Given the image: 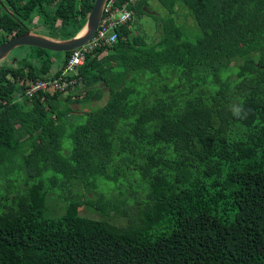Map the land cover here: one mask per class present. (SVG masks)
<instances>
[{"label":"trees","instance_id":"16d2710c","mask_svg":"<svg viewBox=\"0 0 264 264\" xmlns=\"http://www.w3.org/2000/svg\"><path fill=\"white\" fill-rule=\"evenodd\" d=\"M93 1L0 0V43L35 17L71 38ZM158 2V40L132 19L148 0L128 4L63 97L24 90L70 51L56 68L33 46L0 63V264H264V0ZM101 86L103 103L72 107Z\"/></svg>","mask_w":264,"mask_h":264},{"label":"built area","instance_id":"2783aa9c","mask_svg":"<svg viewBox=\"0 0 264 264\" xmlns=\"http://www.w3.org/2000/svg\"><path fill=\"white\" fill-rule=\"evenodd\" d=\"M134 1L124 0L119 6L116 4L117 0H106L96 31L85 44L70 51L62 73L56 77L37 78L31 81L24 90L25 97L31 98L40 91L66 92L68 86L75 81L74 78L67 79L66 76L77 72L88 52L100 46L112 45L116 41L117 28L132 18L133 11L128 9L127 5Z\"/></svg>","mask_w":264,"mask_h":264},{"label":"rangeland","instance_id":"374dc122","mask_svg":"<svg viewBox=\"0 0 264 264\" xmlns=\"http://www.w3.org/2000/svg\"><path fill=\"white\" fill-rule=\"evenodd\" d=\"M148 7H149V9H148L149 10V14L144 13L142 15L135 16L132 19H133L134 23H137V24L141 25V27H142V29L144 31L143 32V36L147 37V41L149 43H152V42H156L158 40V38H159V29H158V24H157L158 21H155L154 17H152L151 15L152 14H157L159 16L160 14H163L165 10H164L163 6L158 2V0H148ZM188 21L191 22L192 18H189ZM37 22H38V18L35 17L34 20H33L34 24L32 26L30 25L31 26V30H33V32H36V33L46 34V31L43 30L41 24L39 22L38 23ZM134 23H133V25H134ZM136 32L137 31L135 30L133 32V34H135ZM21 47L22 46L13 49L11 51V53L5 59H3L1 61V64L5 63L7 61L10 62V63L14 62L15 58L14 57L11 58L10 56H13L15 54H19L22 51ZM50 53H51V58L53 59V66L52 67L56 68L58 65L61 64V62H62V60L64 58V53L63 52H50ZM101 88L103 90L101 98L97 99L95 97L96 91L93 90L92 95L90 96L92 103H90V102H80L79 106H80L81 110L78 108V105H76V104H72V107L75 110H77V111L79 110V111H81L83 113L82 109L83 110H87L89 107H92V104H93V106H97V105L103 103L106 100L108 92H107V87L101 86ZM73 92L74 91L71 90V94H74ZM80 93L82 94L83 92H80ZM66 94H67L66 92H62L61 93V97L65 96ZM79 115L80 116L73 114V118H74L75 121H81V120L83 121V118L81 117L83 115H81V114H79ZM65 142L69 143V140L67 138H65ZM11 172H12V174L9 176V178L14 181V186L16 188H21L22 185H23V179L22 180H18L20 172L16 171V170H13ZM4 183H5V181L3 180V184L1 183L2 184V188H4V185H5ZM60 193L61 192L59 190H54V188L51 189L50 195H49V198H48L49 205H52V206L56 205V206L60 207L59 205L63 204V201H59V197L55 195V194H60ZM80 213L98 217V214L96 212L90 211L87 208L83 209V207H80Z\"/></svg>","mask_w":264,"mask_h":264},{"label":"water","instance_id":"95a60500","mask_svg":"<svg viewBox=\"0 0 264 264\" xmlns=\"http://www.w3.org/2000/svg\"><path fill=\"white\" fill-rule=\"evenodd\" d=\"M106 0H94L90 13L84 26L73 37L55 39L47 35L27 30L26 32L10 37L0 43V62L5 59L13 49L20 46H33L51 52H68L85 44L96 31ZM1 19V4H0Z\"/></svg>","mask_w":264,"mask_h":264},{"label":"clouds","instance_id":"9594fccd","mask_svg":"<svg viewBox=\"0 0 264 264\" xmlns=\"http://www.w3.org/2000/svg\"><path fill=\"white\" fill-rule=\"evenodd\" d=\"M231 111L233 115L236 117H240V118L246 117V113L242 106H233Z\"/></svg>","mask_w":264,"mask_h":264},{"label":"crops","instance_id":"0c3cea01","mask_svg":"<svg viewBox=\"0 0 264 264\" xmlns=\"http://www.w3.org/2000/svg\"><path fill=\"white\" fill-rule=\"evenodd\" d=\"M44 35V34H43ZM15 59H16V57H15ZM15 61V60H14ZM1 63V62H0ZM53 72L55 71L54 69L52 70ZM72 91H74L73 93H80V92H83V91H85V88L84 87H80V88H76V89H73ZM84 93H82L81 94V96L83 95ZM60 97H61V95H59ZM76 105H78V104H76ZM78 108L80 109V106L78 105ZM77 108V109H78ZM81 110V109H80ZM82 111H84L83 109H82Z\"/></svg>","mask_w":264,"mask_h":264},{"label":"flooded vegetation","instance_id":"af4514ba","mask_svg":"<svg viewBox=\"0 0 264 264\" xmlns=\"http://www.w3.org/2000/svg\"><path fill=\"white\" fill-rule=\"evenodd\" d=\"M33 25V24H32ZM28 30H31V27L28 29ZM31 31H33V30H31ZM13 57V56H12Z\"/></svg>","mask_w":264,"mask_h":264}]
</instances>
